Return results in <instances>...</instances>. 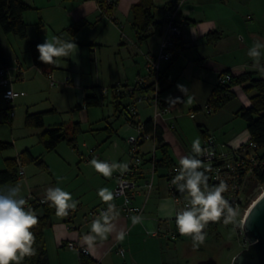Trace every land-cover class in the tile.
<instances>
[{
  "label": "crops",
  "instance_id": "0c3cea01",
  "mask_svg": "<svg viewBox=\"0 0 264 264\" xmlns=\"http://www.w3.org/2000/svg\"><path fill=\"white\" fill-rule=\"evenodd\" d=\"M23 1L31 7L24 15L27 24V38L21 40L28 41L27 44H24L25 52L20 51L23 50L20 48L21 42L17 40L20 38L4 34L1 28L0 46L5 54L6 66L9 68L12 78L11 88L25 93L23 98H30V94L26 92L30 88L27 82L33 84V89H31L34 91L32 92L34 98L28 100V103H24L25 116L47 113L45 125H49L47 129L41 130L38 134L39 139L45 130L60 126L56 123L55 117L58 114H63V112H59L60 108L66 107L65 114L75 117L80 125L90 124L91 121L96 124L102 122L101 129L103 130L102 134L90 143L92 147L87 151L83 152L77 145L72 146L80 155V158L77 159L79 163L75 169V178L69 172L73 170H70L72 164L67 160H64L63 165L56 169L46 163L44 158L48 152L45 147L41 146V141H38L37 146L27 144L22 151H29L35 159L44 162L45 168L39 167L36 163L27 164L20 160L17 181L1 187L19 183L22 186V195L28 199L39 218L44 217L45 206L37 205L36 202L43 200L46 189L50 186L64 188L80 202L70 223L66 221L65 217H59L54 213L51 218L52 225L45 231L47 250L48 242L52 243L58 250L59 264H81V254L70 250L69 243H75L88 250L89 256L87 257L96 264H145L139 256L145 251L146 232L153 231L160 221L163 222V228L170 229L173 226L172 220L176 213L168 183L163 178L155 180V190L143 215L144 223L134 226L131 221L127 220L121 207L122 200H118L116 209L119 215L112 221V233L103 240L99 238L94 241L83 240V237L90 233L91 212L104 205L97 195V190L101 187H108L114 192L118 183L115 175L121 173L116 171L111 178H105L94 169L93 171L88 170L86 168L89 166L88 162L95 156L101 160L125 163L128 167L131 163L129 145L127 146L126 142L127 135L132 133V130L126 128L125 135H120L118 131H114V127L109 124V121L116 117L120 118L122 115L125 116L123 111L127 109L125 111L126 124L128 127L134 128L130 125L131 119L127 117L129 106L134 100L129 97L116 100L112 93L103 96L101 90L117 85L134 86L137 82L143 81L145 84L152 85L143 90L145 91L144 97L147 98L144 101L148 106L152 105L155 97L154 84L156 80L148 71V63L158 54L161 36L156 34L154 26L148 29L143 38L138 35L134 26V8L144 3L147 8L152 9L155 21L164 24V29L168 13L178 10L182 28L181 55L172 63L162 64L160 84L161 91H163L162 101L167 103L166 98L169 96L179 97L181 100L171 108L169 114L156 121L163 132L164 143L170 147L171 154L178 163L180 156L187 155L191 151L186 150L182 141L180 142L175 134L171 135L167 129L173 130L168 125L169 116L170 118L174 116L176 120L181 116L183 105L189 98L187 94L197 90L195 91L197 97L193 98V101L202 99L207 105L219 76L225 72L229 71L235 77L253 73L255 78H264V75L252 68L253 60L247 54L255 41L259 40L264 43V0H186L183 3L182 0H118L111 12L116 25L100 14L95 0ZM32 27L36 28L34 32H30ZM211 33L216 34L212 37L213 39L219 37L216 42L208 41V35ZM46 34L49 37L59 36L64 40L75 41L78 45L77 55L74 53L71 57H61L56 63L50 65L40 62L35 44L43 43ZM261 63L264 64V57L261 58ZM1 66L3 64L0 62ZM48 74L52 75L56 84V87L52 88H62L61 96H64L65 99H61L60 93L54 91H49V95L44 94L43 98L39 96L38 81L50 83L47 78ZM182 82L188 85L190 91L186 94L183 92L177 94L174 91H177V85ZM43 90L46 92L47 89ZM143 91L135 95V101H138L140 94H144ZM88 96L98 99L100 103L99 108L97 107L98 110L92 111L84 107L85 98ZM117 105H119V111L116 109ZM110 107H112L113 113ZM12 108L6 113L7 117H10V112L15 113L14 106ZM197 108L196 110H200V107ZM142 112H139L138 117L141 118ZM14 118L15 116L10 117L11 124ZM153 118L149 115L144 117V121L141 120L146 122ZM198 118L202 125L207 119L202 114H199ZM48 119L52 123L47 124ZM107 122L108 127L106 126ZM106 128L108 136L103 132ZM114 134H117L118 138H113ZM203 135L201 146L210 136H215L230 146H238L250 138L248 130L245 133L229 136V132L222 135V130H219L211 134L208 129H205ZM24 139V141L28 140L27 137ZM3 143L13 146L11 142ZM106 144L109 145L108 148H105ZM83 147L88 148V143H84ZM149 149L145 144L142 146L141 152H143L145 160L150 159L147 157ZM88 154H90L89 157H87ZM20 157L21 153L15 157L11 155L2 157L0 172L7 169V160L20 159ZM150 169L149 164L143 165L140 177L147 178L150 175ZM143 199V194H139L137 204H142ZM71 225L74 228H71ZM121 231L125 233L122 240L118 238ZM153 238L159 240L157 237ZM146 243L148 242L146 241ZM118 247L126 250L124 256L118 254ZM155 248L156 246L151 251V255H154ZM49 260L51 264L50 255ZM144 262L149 263L145 260Z\"/></svg>",
  "mask_w": 264,
  "mask_h": 264
},
{
  "label": "clouds",
  "instance_id": "9594fccd",
  "mask_svg": "<svg viewBox=\"0 0 264 264\" xmlns=\"http://www.w3.org/2000/svg\"><path fill=\"white\" fill-rule=\"evenodd\" d=\"M39 53V61L45 65L56 63L61 57L77 55L78 45L74 41L64 40L59 36L46 38L43 43L36 45ZM248 56L252 58V68L264 75V43L255 41L248 50ZM177 88L186 94L187 88L178 84ZM11 99H15V93H8ZM168 104H175L179 97L166 98ZM191 102V98H189ZM211 157L214 153L202 148L199 137L191 143V152L180 156L178 166L174 169L177 173L171 183L184 195L185 203L175 214V224L179 234L191 238L193 249H197L206 239V229L210 223L223 222L231 224L233 228H243L244 221L240 216V209L225 197L229 191V184L219 176L218 184L210 185V165H205L202 157ZM98 174L105 178H111L113 173L127 171L128 165L116 161L101 160L95 156L88 162ZM99 199L107 205L106 209H99L98 214H93L90 222V233L83 237L85 241H94L97 238L103 240L113 231L112 221L119 215L114 200V192L108 187L97 190ZM43 202L50 203L59 217H67L70 212H75L80 203L73 198V194L60 186L48 187ZM143 214L133 215L131 222L135 226L144 223ZM39 224V217L29 201L22 195V186L17 183L13 186L0 187V264H22L26 257L35 254L36 234L33 229ZM125 233L119 234L123 239Z\"/></svg>",
  "mask_w": 264,
  "mask_h": 264
},
{
  "label": "rangeland",
  "instance_id": "374dc122",
  "mask_svg": "<svg viewBox=\"0 0 264 264\" xmlns=\"http://www.w3.org/2000/svg\"><path fill=\"white\" fill-rule=\"evenodd\" d=\"M111 12L112 10H110V13ZM35 30L36 28L32 27V30H30V32H34ZM10 36L15 37L14 35H10ZM17 40L21 42V45H20L21 47L20 46L19 47L23 48V50L21 49L20 51L25 52L26 48L24 44H27L28 41H22L21 39H17ZM148 66H149V63H148ZM151 75L155 78L154 74L151 73ZM161 80H162V74H161ZM27 83L30 88H28L29 90H26V92L30 94L31 97L30 98L22 97L21 99L18 98L14 101L12 106H14V109H15V118L12 124H11L12 121L9 120L10 117L6 116V113L10 110V104H8V102L3 99L2 90H0V141L13 143V146L9 147L7 150H0V160L2 159V157H6L7 155H11L12 157L17 156L20 153L22 155L24 151V150L22 151V149H25V145L27 144L37 146L38 141H40L38 134L41 132V130L48 128L47 127L49 125L48 123H52V122H49L50 120L48 119L47 120L48 125H45L42 128H27L25 126V120H26L25 115L26 114H25L24 103H28V100L34 98L32 97V92H34L32 90L33 84L30 82H27ZM154 85L156 86V83ZM182 85H187V84L185 82H182ZM37 87H38L39 96L42 98L44 97V94L49 95V91H54V92L60 93L61 99H65L64 96H61L62 88L53 89L50 86V83L48 81L45 83L38 81ZM185 87L187 88L186 93H188L190 91L188 89V85ZM43 89H47L46 92ZM161 90L162 89H161V84H160L159 92H161ZM195 91L190 94H187L189 98H191V102H189V98H188L185 105H183L184 107L182 108L181 116L178 117L177 120L174 116H171V118L169 116L170 122H168V125H170L173 128V130L171 129H167V130H169L171 135L175 134L179 138L180 142L182 141V144L184 145L186 150L188 149L191 151V143L197 137H199V139L201 140V145H202V141L204 139L203 131L205 129H208V131L211 134H214L215 132L219 130H222V135L229 132V136L246 132L247 124L238 115V112L243 107L250 108L251 102H250V96L245 93L242 87H236L234 89L236 93V97L233 98L222 109L216 112H213L210 115L206 113L207 105H206V102H204L205 100L198 99L195 102L193 101V98L197 97V93ZM143 92L144 94L143 95L140 94L138 101H135L134 99L135 96L132 97V99L134 100L133 103L137 105L138 112L141 113L143 111L141 114V118L140 117L138 118V121H141V122L145 116H149V115L152 117L155 116V109L153 105L148 106L147 102L144 101L145 91ZM159 92H158V95H159ZM174 92H177V94H179L181 91L177 89V91H174ZM40 97L38 98L39 101H40ZM139 99L141 101H139ZM116 100L118 99L116 98ZM155 100H157L156 95L153 98V101ZM197 107H200V110H196ZM98 108L97 107L92 108V109L90 108V110L94 111L96 109L98 110ZM66 109L67 107L60 108L59 112L60 113L63 112V114L62 115L58 114L55 117L57 119L56 123H58L61 126H65L66 128H71L72 126H74V124H77L79 121L76 120L75 117H70L68 114H65L64 111ZM32 110H35V109L32 108ZM110 110H112V113H113L112 107H110ZM126 110L123 111L125 116H126V113H125ZM192 113L196 115V118H191ZM199 114L205 115L207 118L206 122H204L203 125L201 124L202 122L198 118ZM46 115L47 113L45 114V117ZM125 116L122 115V117L120 118L116 117L115 119L110 120L109 124H111L112 127H114V131H118L120 135L121 134L125 135L124 131L126 128H128V130H132L131 131L132 133H129L128 135L126 134L127 139L130 136H137V130H135L134 128L128 127V125L126 124L127 121L125 119ZM102 124H103L102 122L100 124H96L94 121H91L90 124H81L82 132L76 136L77 137L76 145L79 146V149L85 152V150L87 151L89 148L92 147L90 143L95 141L96 137L102 134L101 133L103 130L101 129L103 127ZM106 126L107 127L109 126L108 122L106 123ZM103 132H105L106 133L105 135L108 136L107 128ZM24 137H27L28 140L24 141L25 140ZM210 137L216 139V141L223 143L222 141H220L219 138L215 136H210ZM113 138H118V135L114 134ZM84 143L86 144L88 143V148L83 147ZM152 144L153 143L151 141H148L147 143H145L146 148L148 149L150 148L149 149L150 151H148L149 152L147 156L148 158L153 156V145ZM109 145H110V142H109ZM109 145L106 144L105 148H108ZM41 146L43 145L41 144ZM89 156L90 154H88L87 157ZM79 158H80V155H78L74 147L70 146L67 142H63L53 152H48V155L44 158V160L46 163H49V165L53 166L54 169L61 167L63 165V161L67 160L69 163L72 164V169L70 170H73V171H69V172L74 177L76 175L75 169L79 163L77 159ZM86 168L88 170L93 171V168L90 166H86ZM156 178L157 179L159 178L158 175L156 176ZM259 192H260V195L264 192V185H263V190H259ZM150 206H151V203H150ZM171 228L175 229L176 227H174V224H173ZM164 230H167V229H164ZM206 232H207V236H206L204 243L200 245V247L197 249H193L191 238L189 237L182 236L181 238L177 240H168L164 237H159L158 238L159 240H156L152 236H147L145 234L144 240H146L148 243H146L145 241V251L140 254L139 258H141V261L145 264H152V263H156V264L158 263L159 264H199L202 261H206L210 259H213L216 262V264H233L234 258L237 255H239L241 252H243L244 250H247L250 247V243L247 241L245 235H243L240 232L238 227L233 228L231 224L229 225L221 224V225L209 226L207 227ZM154 246H156L155 252H154V255H151V251L154 249ZM48 250H49V255L51 259V264H59L60 258L57 253L58 250L50 242H48ZM144 260L148 261L149 263L144 262Z\"/></svg>",
  "mask_w": 264,
  "mask_h": 264
},
{
  "label": "built area",
  "instance_id": "2783aa9c",
  "mask_svg": "<svg viewBox=\"0 0 264 264\" xmlns=\"http://www.w3.org/2000/svg\"><path fill=\"white\" fill-rule=\"evenodd\" d=\"M98 4V10L102 15H104L110 22H115L113 15L110 10H113L118 0H103L100 4L98 0H95ZM186 0H182V3ZM115 24V23H114ZM116 25V24H115ZM118 26V25H117ZM120 28V26H118ZM181 40H182V28L178 18V10L171 11L168 13V19L165 24V29L163 35L161 36V43L159 46L158 54L155 58L151 59L149 62L148 69L154 74L156 79L155 95L158 96L159 87L161 83V66L164 63H172L176 58L181 55ZM231 75H225L218 78L216 84H225L231 79ZM47 78L50 81L51 87H56L53 81L52 75L48 74ZM263 78V77H260ZM264 79V78H263ZM11 76L9 74V68L7 66H1L0 68V89L2 90V96L5 101L10 104L11 110L12 103L14 100L25 96V93L15 91L11 88ZM145 84L143 81L137 82L134 86L129 85H117L113 88H105L101 90V94L108 95L112 93L118 100L123 97L132 98L137 92L143 91L145 87H141ZM13 91L15 99H11L8 95L10 91ZM147 98L144 97V100ZM139 101H141L139 99ZM155 109L154 122L159 118H164L165 115L169 114L170 109L161 110L157 100L152 102ZM206 113L208 115L212 114V108L206 106ZM130 125L137 130V136H130L127 139L129 145V154L131 156V163L123 174L117 173L115 177L117 178V186L114 190V203L117 206V201L122 200V210L124 217L131 221L133 215H139L145 213L146 206L155 190V180L158 175L155 170V161L157 159V145L158 141L154 133H148L146 131L145 122L138 121V108L135 103L130 105L128 111ZM15 113L10 112V117H14ZM194 113L191 114V118H195ZM151 141L153 143V156L152 165L150 169V175L147 178L142 179L140 177V170L144 164V154L141 152L142 146ZM202 148H206L209 152L214 153L211 157L205 155L202 157L205 165H210L211 170L206 174L209 176V184H218L219 180L217 177L224 179L229 184V191L225 193V197L233 204V206H238L240 209L241 219L246 220V214L251 208L252 203L258 196H260L259 190H263V186L257 183L256 171L264 166V148L259 146L256 142L249 138L245 142H242L238 146H230L228 143H221L216 141L212 137L205 139V143ZM178 163L165 173L163 179L166 180L169 187V192L174 200L176 212L181 209L185 203L184 195L181 194L176 187L171 183L173 177L177 174L175 168ZM23 174V173H22ZM143 194L142 204H137V197L139 194ZM37 205L44 206L46 203L43 200H38ZM107 205L104 204L98 209L91 212L90 216L93 219V214H98L99 209H106ZM74 212L65 217L68 223L71 222V218ZM176 214V213H175ZM174 227L175 217L172 220ZM163 222L157 223L156 228L153 231H147L146 235L152 237H164L168 240H177L182 236L179 234L177 228L166 229L162 227ZM223 222L210 223L209 226L221 225ZM72 226V225H71ZM71 228H74L72 226ZM239 228V227H238ZM240 232L245 235L243 228H239ZM68 248L73 251H77L81 255L89 256V251L85 248L77 246L75 243H69ZM118 254L124 256L126 250L122 247H118Z\"/></svg>",
  "mask_w": 264,
  "mask_h": 264
},
{
  "label": "trees",
  "instance_id": "16d2710c",
  "mask_svg": "<svg viewBox=\"0 0 264 264\" xmlns=\"http://www.w3.org/2000/svg\"><path fill=\"white\" fill-rule=\"evenodd\" d=\"M100 4L103 0H98ZM31 9L23 0H0V28L6 35H14L20 39L27 38V24L24 20V15ZM155 16L152 9L147 8L144 3H141L134 8V26L136 27L138 35L143 38L144 34L151 26H154L157 35L162 36L164 31V24L155 21ZM216 35L211 33L208 35V41L213 43L219 39H213ZM37 45V44H35ZM177 59V58H176ZM0 62L3 66L7 65L6 57L0 46ZM231 75L230 81L225 84H216L212 94L208 100V106L212 108V113L222 109L233 98L236 97L234 88L242 87L246 94L250 96L251 107L242 108L238 115L246 122L247 130L250 134L251 140L256 142L259 146L264 148V79L255 78L253 73H245L239 76H233L231 72H225L221 76ZM148 92V91H147ZM163 91L159 92L157 101L161 110L170 109L175 104H167L161 100ZM99 101L94 97H86L84 107L87 109L98 107ZM119 111V105L116 106ZM46 113L28 114L25 120L27 128H42L45 125ZM129 117V115L127 116ZM146 131L154 133L158 141L157 145V159L155 161V170L159 178H164L166 171L173 168L177 162L171 154L170 147L164 143L163 132L161 128L150 119L145 122ZM82 132L80 123L74 124L71 128L65 126H57L46 130L41 134L40 141L48 152H52L63 143L67 142L70 146H76L77 135ZM12 147V144L0 142V150H7ZM144 158L143 165H152V158ZM20 160L27 164H37L39 167L45 168V163L35 159L31 156L29 151L22 153L20 159H9L6 161L7 169L0 172V187L9 183L15 182L18 179V168ZM44 166V167H43ZM257 183L264 185V166L256 171ZM45 215L39 218V224L33 229L36 234V243L34 247L36 252L30 257H26L23 264H50L49 254L45 241V231L52 225V216L56 213L50 203L45 205ZM81 264H96L89 257L81 255Z\"/></svg>",
  "mask_w": 264,
  "mask_h": 264
},
{
  "label": "water",
  "instance_id": "95a60500",
  "mask_svg": "<svg viewBox=\"0 0 264 264\" xmlns=\"http://www.w3.org/2000/svg\"><path fill=\"white\" fill-rule=\"evenodd\" d=\"M243 230L250 247L237 255L233 264H264V193L246 217Z\"/></svg>",
  "mask_w": 264,
  "mask_h": 264
},
{
  "label": "bare ground",
  "instance_id": "6f19581e",
  "mask_svg": "<svg viewBox=\"0 0 264 264\" xmlns=\"http://www.w3.org/2000/svg\"><path fill=\"white\" fill-rule=\"evenodd\" d=\"M151 86H152V85H149V84H142V85H141V87H151ZM263 193H264V192H263ZM263 193H262V194H263ZM262 194H261V195H262ZM261 195H260L257 199H255V201L252 203L251 208L248 210V212H247V214H246L247 216H248L249 212L251 211L252 207L254 206V204H256L257 200L261 197ZM247 216H246V217H247Z\"/></svg>",
  "mask_w": 264,
  "mask_h": 264
},
{
  "label": "flooded vegetation",
  "instance_id": "af4514ba",
  "mask_svg": "<svg viewBox=\"0 0 264 264\" xmlns=\"http://www.w3.org/2000/svg\"><path fill=\"white\" fill-rule=\"evenodd\" d=\"M199 264H216V262L213 259L202 261Z\"/></svg>",
  "mask_w": 264,
  "mask_h": 264
}]
</instances>
